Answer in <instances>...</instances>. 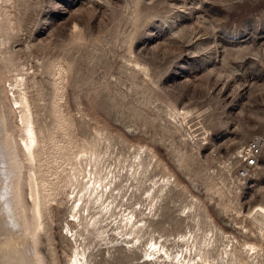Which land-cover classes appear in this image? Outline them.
Wrapping results in <instances>:
<instances>
[{
  "label": "rangeland",
  "instance_id": "rangeland-1",
  "mask_svg": "<svg viewBox=\"0 0 264 264\" xmlns=\"http://www.w3.org/2000/svg\"><path fill=\"white\" fill-rule=\"evenodd\" d=\"M21 83L45 153L22 171L26 207L29 172L50 186L45 264H68L78 247L66 226L77 183L66 180H81L90 152L103 172L123 175L122 211L147 213L146 190L162 191L135 248L110 230L108 244L84 235L88 264H154L144 256L151 239L175 253L190 234L214 243L218 264L225 246L230 264H264V0H0V110L16 141ZM253 140L258 164L237 179ZM136 156L147 175L130 186Z\"/></svg>",
  "mask_w": 264,
  "mask_h": 264
},
{
  "label": "bare ground",
  "instance_id": "bare-ground-1",
  "mask_svg": "<svg viewBox=\"0 0 264 264\" xmlns=\"http://www.w3.org/2000/svg\"><path fill=\"white\" fill-rule=\"evenodd\" d=\"M21 86H23L22 83ZM16 92L18 94V100L15 104H17L16 108L20 109V117L18 116V120L20 118V123L22 126L21 133L18 136V142L14 140L15 137L13 138L12 134L9 133L12 130L8 132L6 123L4 125L5 118L0 110V264H45L43 257L39 252L38 243L39 233L44 230L42 224L43 213L44 211L47 212L45 209L47 206H50L47 204L48 198L46 195V189L50 186L47 185L45 188L44 183L46 181L44 182V180L41 179L42 175L37 177L35 171L29 172L28 177H26L25 185L27 187L26 200L30 205L29 208L26 207V202L21 194V190H23L22 171L28 164H34L35 166L38 164V153H41V150L40 152L38 150V146H40L38 136L40 133L35 126L36 122L34 123V116L32 117V109L27 98L28 95L26 96L24 86L23 88H20V85H18ZM64 150L65 149H63V151ZM81 150L84 149L81 148ZM65 151L67 152L68 150L66 149ZM93 153L90 152L89 158L86 160L88 162L85 161V165L89 166V169L87 168L88 171L86 169L82 170V168H80L82 170L80 171L81 173L79 172L80 174L78 173L79 176L82 175V178L80 177V181L78 180V177L76 178L78 175L75 176L67 174L68 179L66 178L68 184L71 183V185L74 186L75 184L73 181H76L77 183L73 190L71 188L72 191H69L70 194L68 196L72 203L70 206L71 219L69 222L72 223L74 227L71 228L69 225L70 223L66 226L68 234H70L71 238L73 237V240L75 241L74 243L77 244L79 242L78 247H76L75 250L73 249L74 251L71 253L72 256H70V261L68 264H88L87 251L85 248H80L82 246V240H84L83 237H86L84 235H91L94 237V239H96L95 241L102 243L107 240L108 242L105 244H108L112 241L110 240L108 234V231L110 230L116 236V238L118 237V239H121V242L125 244L126 247L135 248L138 246L139 238L137 235H139L142 230L148 229V223L153 218L152 216L154 215V207L159 197V193L162 191L160 188L158 189L157 193L154 194V191L151 190V188L146 190L147 206L145 207V210H147V213L138 212L132 207H127L126 210L122 211L121 208L123 204H121V202L123 197L126 195V193L123 192V188L126 185H123V175H120V172H113L111 170L103 172L104 169L102 170V168H100V164L98 163L97 159H95L96 155L93 156ZM44 155L43 157L45 158ZM66 155L62 157H65ZM69 155L70 152L68 153V156ZM72 156L70 155V157ZM80 157L81 159L84 158L82 156ZM73 159H75V157ZM133 159V162L129 165L128 170L125 172L126 174H124L126 176V180H124V182H131L130 186H134L133 182H139L147 175V166L143 164L141 157L136 156ZM42 160L44 161V159H41V161ZM70 160H72V158ZM66 166L68 167L69 164L67 163ZM71 166L73 165L71 164ZM43 167L42 170L44 171ZM76 168L78 167L75 166V169ZM39 170H41V168ZM68 171L66 173H68ZM77 171L78 169L75 170L74 173ZM70 172H72V169H70ZM61 175H63V173H61ZM50 177L51 176H49V178ZM72 177H74L75 180H73ZM47 184H49V182H47ZM62 187L64 188L65 185ZM63 188H61L62 191ZM69 189L65 190L64 192L68 191ZM51 190L53 192V189ZM56 194L52 193L51 197L52 195ZM48 197H50V195ZM51 197L49 199L52 201ZM261 220L262 217L259 216L257 221L261 222ZM132 235L136 236L131 238ZM181 237L183 238V242L186 243H184L186 245L185 250L181 249L175 253L170 252L164 243L151 239L147 245L144 246V256L146 258L145 262H154V264H218L215 258L210 259V252L215 250V245L210 239H205L206 237L204 236L205 238L203 241L197 244V237H191V234L186 241H184V235ZM116 242H118V240ZM249 249L251 252H254L255 250L254 246L252 245L249 247ZM220 251L221 253L219 254V258L227 260L226 264H230L229 258L231 259L232 257V249H227V246H225Z\"/></svg>",
  "mask_w": 264,
  "mask_h": 264
},
{
  "label": "built area",
  "instance_id": "built-area-1",
  "mask_svg": "<svg viewBox=\"0 0 264 264\" xmlns=\"http://www.w3.org/2000/svg\"><path fill=\"white\" fill-rule=\"evenodd\" d=\"M260 152V145L257 140L250 141L245 145L240 151V154H242L239 156L242 164L235 172L237 179H247L250 177L254 168L258 164Z\"/></svg>",
  "mask_w": 264,
  "mask_h": 264
}]
</instances>
